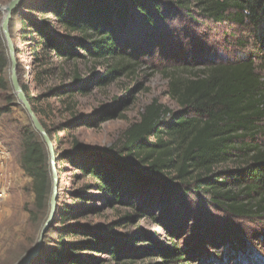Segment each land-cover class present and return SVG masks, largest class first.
Returning <instances> with one entry per match:
<instances>
[{
  "label": "trees",
  "instance_id": "obj_1",
  "mask_svg": "<svg viewBox=\"0 0 264 264\" xmlns=\"http://www.w3.org/2000/svg\"><path fill=\"white\" fill-rule=\"evenodd\" d=\"M25 9L16 33L30 70L20 81L17 62L19 82L56 143L59 178L73 171L70 184L58 187L51 223L58 235L42 263L101 264L94 253L105 251L117 264L146 254L160 259L152 264H264V0H38ZM176 25L192 41L184 48L171 45ZM93 61L106 72L82 75L79 64ZM144 62L165 78L177 108L152 100L121 142L94 148L70 136V147H62L58 132L93 128L120 104L85 115L75 111L77 96ZM8 67L2 45L7 105L14 96ZM27 121L19 128L21 166L40 209L48 206L49 155ZM118 207L127 212L114 227L146 218L163 229L165 243L139 247L148 238L135 232L119 248L105 229L78 222Z\"/></svg>",
  "mask_w": 264,
  "mask_h": 264
},
{
  "label": "rangeland",
  "instance_id": "obj_2",
  "mask_svg": "<svg viewBox=\"0 0 264 264\" xmlns=\"http://www.w3.org/2000/svg\"><path fill=\"white\" fill-rule=\"evenodd\" d=\"M9 1L0 0V7L5 6ZM37 3L38 0L21 1L13 11L10 20L14 47L21 49L18 56L16 54L20 81L29 77L27 72L30 67L28 57L22 53L24 46L20 42L16 31L20 25L22 11L26 10L27 5L35 4L36 6ZM2 18L3 12L0 9V47L3 45V48L7 50L1 32ZM180 27V25H176L175 39L171 40V45H178L184 48L192 41L182 39ZM200 29L202 27H199L197 32H201ZM218 34L220 33L213 31L209 37L212 36L213 40L216 41ZM193 39L195 40V38ZM204 46L207 47V45ZM156 61L157 59L154 58V62ZM78 69L82 75L99 76L106 72L107 66L93 61L91 63H80ZM21 70L24 71L23 74H21ZM6 76L11 86L9 67ZM53 83L54 81L50 84ZM40 91L33 88L31 94H38ZM10 97L12 100L9 105H7L4 97H0V107L10 106L8 112L0 115V264H16L32 248L48 212L46 204L40 209L34 206L33 193L30 187L31 180L21 166L19 128L28 121L26 114L16 102L14 96ZM115 99L120 100V104L116 115L112 119L98 123L93 128L80 127L66 134L58 132L57 134L62 136V147H70V136H76L80 145L94 148L110 147L121 142L124 130L131 123L139 120L143 108L151 103L152 100H156L160 105L172 111L177 108L176 104L167 95L165 78L152 64L144 62L133 73L117 77L107 85L96 87L92 84L91 91L88 94L77 96L78 105L75 111L85 115L90 114L101 107H108ZM54 144L56 143H53V147ZM72 175V170L62 172L59 182L60 188L70 184ZM126 212V209L119 207L117 210L104 208L99 213H91L86 217L83 215L78 222L90 223L105 229L103 234H110L116 240L119 248L124 247L123 239L130 237L135 232H144L148 238V240L139 242L137 244L139 247H143V245L153 240L165 243L166 236L163 229L146 218L134 219L135 221L130 224L114 227L112 223ZM56 228V224H53L51 229L49 228L50 230L44 237V244L41 248L42 254L39 252L29 264H43L41 261L43 253L55 246L58 235ZM124 250L127 249L124 248ZM94 254L101 259V264H117L110 259L109 254L105 251L95 252ZM134 257L132 264H152L154 261L159 262L160 260L151 254ZM187 264H190V262Z\"/></svg>",
  "mask_w": 264,
  "mask_h": 264
},
{
  "label": "water",
  "instance_id": "obj_3",
  "mask_svg": "<svg viewBox=\"0 0 264 264\" xmlns=\"http://www.w3.org/2000/svg\"><path fill=\"white\" fill-rule=\"evenodd\" d=\"M22 0H10L5 6H1L0 9L3 12V18L1 21V32L3 39L7 48L8 60H9V74L11 88L18 105L21 106L22 110L25 112L31 126L34 131L39 135L42 142L44 143L48 155H49V175H50V185H49V199H48V212L47 216L42 224L39 234L35 240L32 248L18 261L16 264H29L40 252L43 244L45 234L49 231L51 226L54 213L56 211L58 187L60 178L57 171L56 156L53 144L44 129L43 125L36 116L33 108L31 107L21 85L19 82V76L17 74V61H16V51L13 44L10 20L13 11L19 5Z\"/></svg>",
  "mask_w": 264,
  "mask_h": 264
}]
</instances>
